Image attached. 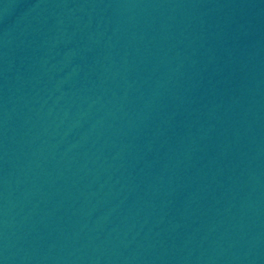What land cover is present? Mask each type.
Masks as SVG:
<instances>
[{
	"label": "water",
	"instance_id": "1",
	"mask_svg": "<svg viewBox=\"0 0 264 264\" xmlns=\"http://www.w3.org/2000/svg\"><path fill=\"white\" fill-rule=\"evenodd\" d=\"M0 264H264V0H0Z\"/></svg>",
	"mask_w": 264,
	"mask_h": 264
}]
</instances>
